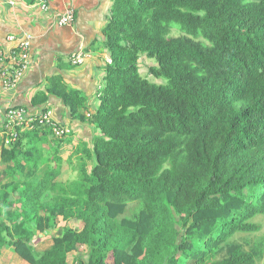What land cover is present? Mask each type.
<instances>
[{
	"label": "trees",
	"instance_id": "1",
	"mask_svg": "<svg viewBox=\"0 0 264 264\" xmlns=\"http://www.w3.org/2000/svg\"><path fill=\"white\" fill-rule=\"evenodd\" d=\"M104 35L110 60L94 113L58 77L33 98L55 95L94 128L66 160L75 177L57 180L62 159L46 154V126L10 146L0 138V254L264 264V235L234 237L254 233L250 219L264 212V0H114Z\"/></svg>",
	"mask_w": 264,
	"mask_h": 264
},
{
	"label": "crops",
	"instance_id": "2",
	"mask_svg": "<svg viewBox=\"0 0 264 264\" xmlns=\"http://www.w3.org/2000/svg\"><path fill=\"white\" fill-rule=\"evenodd\" d=\"M14 1L11 5L8 0H0V53L15 47L16 38L30 34V63L14 89L0 88V124L7 106L23 107L35 115L51 110L57 122L71 128L67 137L56 139L57 142L49 140L56 143L55 146L49 142V146L61 156V167L65 170L69 168L66 164L69 155L80 141H90L94 128L87 119L71 116L68 106L55 95L48 94L43 103H33V98L46 91L50 78L58 77L70 90H76L85 97L87 118L89 113L97 110L99 89L104 83L110 60L104 28L111 17L114 0H52L49 12L37 9L32 0ZM67 4L74 8L75 20L72 25L58 26L54 15ZM9 35H14L15 39H8ZM78 53L83 55V62L74 64L72 57ZM67 179L70 177L61 174L57 180ZM0 264L28 263L11 248L5 247L0 254Z\"/></svg>",
	"mask_w": 264,
	"mask_h": 264
},
{
	"label": "built area",
	"instance_id": "3",
	"mask_svg": "<svg viewBox=\"0 0 264 264\" xmlns=\"http://www.w3.org/2000/svg\"><path fill=\"white\" fill-rule=\"evenodd\" d=\"M52 0H32V4L43 12L51 10ZM13 5L14 0H8ZM58 26L72 25L75 20L74 8L67 4L57 14L54 15ZM8 39L14 40V35H9ZM32 36L24 34L16 38V46L7 52L0 53V88L5 90L14 89L30 63V42ZM83 62L81 53L72 57V63ZM89 115V114H88ZM46 126L54 139H63L71 133V128L65 124L57 122L51 110H44L35 115L29 113L23 107L7 106L4 109L3 118L0 124V138L4 146H10L18 137L19 133L26 130H33L37 127Z\"/></svg>",
	"mask_w": 264,
	"mask_h": 264
},
{
	"label": "rangeland",
	"instance_id": "4",
	"mask_svg": "<svg viewBox=\"0 0 264 264\" xmlns=\"http://www.w3.org/2000/svg\"><path fill=\"white\" fill-rule=\"evenodd\" d=\"M171 34L172 35H180L181 33L177 30V29H173L172 30V32H171ZM153 61L152 60H150V59H146L145 61H144V63H143V65L140 67V72L142 73V75H149L148 74V68H147V66H148V64H150V63H152ZM148 78H150L151 80H155V81H160V79H155L154 77H152V76H147ZM51 140H55V141H57V140H60V139H51ZM50 142V144L51 145H55L56 146V143H54V142H52V141H49ZM53 143V144H52ZM59 145V144H58ZM50 148V150L48 151V152H46V154H49V156H53L54 155V153H56V152H54L53 151V149L51 148V147H49ZM64 164V163H63ZM64 167H66V165L64 164ZM61 174H63V176L64 177H70V178H72V177H75V173L74 172H72V171H70V169L68 168V167H66L65 168V170L64 169H61ZM61 177V176H60ZM59 177V178H60ZM58 178V179H59ZM7 180V179H6ZM5 180V181H6ZM48 194V193H47ZM46 196V195H45ZM44 196V197H45ZM48 196H49V194H48ZM47 196V197H48ZM129 206H131V205H129ZM264 212H259V213H256L251 219H250V221L256 226V231H254V233H251V234H244V233H237L234 237H235V239L237 240V241H241L239 238H241V237H244V236H246V235H248V236H251V237H255V234H261V235H264V214H263ZM125 215H127L126 213H125ZM62 233V229L60 228V227H56V228H54V229H52V230H48L47 231V234L48 235H53V234H55V235H59V234H61ZM10 248V247H9ZM12 250V249H11ZM79 257H83V258H86V256H85V254H79ZM258 264H261V262H258Z\"/></svg>",
	"mask_w": 264,
	"mask_h": 264
}]
</instances>
